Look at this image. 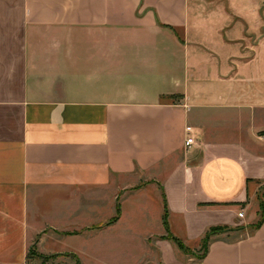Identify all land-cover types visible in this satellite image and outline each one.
Returning <instances> with one entry per match:
<instances>
[{"label":"crops","instance_id":"0c3cea01","mask_svg":"<svg viewBox=\"0 0 264 264\" xmlns=\"http://www.w3.org/2000/svg\"><path fill=\"white\" fill-rule=\"evenodd\" d=\"M144 178L161 264H264L262 1L0 0V264H57L31 249L86 264L70 243L105 236L129 248L122 204L94 228ZM165 219L186 246L227 231L192 259Z\"/></svg>","mask_w":264,"mask_h":264},{"label":"rangeland","instance_id":"374dc122","mask_svg":"<svg viewBox=\"0 0 264 264\" xmlns=\"http://www.w3.org/2000/svg\"><path fill=\"white\" fill-rule=\"evenodd\" d=\"M146 181L147 179L145 178L141 179L140 181L137 179L123 181L121 185H126V190L121 191L115 201V207H117L118 204L120 206L122 204V210L125 212L124 229L126 231L128 228L132 230L130 231L129 235L130 240H128V243H130L129 248L126 249L123 247L118 249L111 247L110 245H112L111 242L113 240L110 242L109 237L107 236H105V239L103 238L95 240L93 243H84L83 241L73 240L68 247H70L72 251L75 250L81 253L86 264H161L158 259V251H156L153 247L150 251L148 245L145 243V238L149 237L148 235H150V233L148 232L150 229H154L155 221L160 219L163 215V202L162 197L156 187H147ZM142 186L146 188L145 193H143L142 197L138 201L140 202V207H136L138 202H136V200L134 201L133 198L129 200L127 197L131 196L133 191ZM261 202H264V188L262 189L261 197L259 198V205ZM138 208L139 210L143 209V211L146 212V218L142 217L139 219L136 217V211H138ZM116 213L114 214V211L108 208L103 212L101 220L105 221L107 219L104 223L106 224L116 216ZM113 214L114 216L108 219ZM84 231H91V228H88ZM117 236H119V234H117ZM157 239L158 237L150 238L147 243L152 244L157 241ZM202 246V242L199 245L186 246L189 252V258L198 259L203 253ZM34 252L35 254L46 258L45 261L56 260L57 264H75L76 262L74 259L69 258L73 257L70 255V253H65L61 256H58L40 254L36 250ZM40 261L45 262L42 259H40Z\"/></svg>","mask_w":264,"mask_h":264},{"label":"trees","instance_id":"16d2710c","mask_svg":"<svg viewBox=\"0 0 264 264\" xmlns=\"http://www.w3.org/2000/svg\"><path fill=\"white\" fill-rule=\"evenodd\" d=\"M163 200H164V204H166V200H165V196L163 195ZM260 219H259V222L257 223V225L255 226V228L259 227L264 219V202H261L260 203ZM116 216L114 218H112L110 221H108L106 224H104L103 226H97L95 227L94 229H101L103 227H108V226H111L113 225L114 223H116L120 216H121V206L118 204L117 207H116ZM165 228L167 230V236L166 238H162V239H165V240H169V241H172L178 248L181 252H183L185 255H189V252H188V249L186 248L185 244L182 242V240L174 237L170 232H169V229L167 227V224H166V219H165ZM227 229L225 228H214V229H211L207 234L206 236L204 237V239L202 240V250H203V253L202 255L198 258L199 260L203 259L205 257V255L207 254V251H208V246H209V243L212 239L213 236L215 235H218V234H221V233H224L226 232ZM30 255L31 256H35L39 259H42L43 261L46 260V258L44 257H41L40 255H37L35 254L34 252V249H31L30 250ZM77 264H80L79 262H77Z\"/></svg>","mask_w":264,"mask_h":264},{"label":"built area","instance_id":"2783aa9c","mask_svg":"<svg viewBox=\"0 0 264 264\" xmlns=\"http://www.w3.org/2000/svg\"><path fill=\"white\" fill-rule=\"evenodd\" d=\"M261 1H262L263 5H264V0H261ZM190 130H191V128H187V132H190ZM192 143H193V140L191 138H187L186 142H185V146L187 148H189L192 145ZM238 216H239V218H243L244 214L241 212V213H239Z\"/></svg>","mask_w":264,"mask_h":264}]
</instances>
